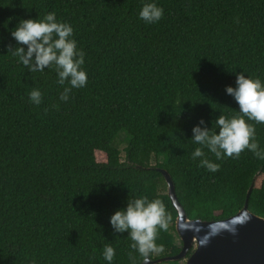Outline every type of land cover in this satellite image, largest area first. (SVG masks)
Wrapping results in <instances>:
<instances>
[{
  "label": "trees",
  "instance_id": "16d2710c",
  "mask_svg": "<svg viewBox=\"0 0 264 264\" xmlns=\"http://www.w3.org/2000/svg\"><path fill=\"white\" fill-rule=\"evenodd\" d=\"M141 3L0 0V264H106V243L112 264H130L129 253L141 264L127 233L108 223L139 196L160 199L170 217L157 231L163 250L149 259L176 256L177 213L158 170L190 220L234 216L251 186L247 209L264 219V159L244 150L217 161L203 149L219 164L209 172L190 140L199 119L215 130L219 115L237 114L224 92L237 73L264 84V0H155L163 15L154 24L138 18ZM50 11L85 53L87 83L66 102L53 69L29 72L9 51L20 20ZM34 88L38 106L28 101ZM248 123L264 151V124ZM122 132L123 159L114 145Z\"/></svg>",
  "mask_w": 264,
  "mask_h": 264
},
{
  "label": "clouds",
  "instance_id": "9594fccd",
  "mask_svg": "<svg viewBox=\"0 0 264 264\" xmlns=\"http://www.w3.org/2000/svg\"><path fill=\"white\" fill-rule=\"evenodd\" d=\"M163 9L155 0H142L137 16L146 24L158 22ZM16 46L9 51L17 62L29 72H43L51 68L55 71V83L61 86L58 100L66 102L73 89L83 88L87 83V73L82 67L85 53L77 48L73 39V27L68 22L57 19L50 11L42 19L20 20L10 31ZM224 92L236 104L237 114L230 117L219 115L214 123L215 130L205 127L199 119L191 127L190 140L198 145L191 153L198 159V167L209 172H216L219 164L205 158L203 149L213 154L217 161L223 158H238L244 150L252 152L259 159H264V151L259 150L255 139L256 124H264V84L259 78H252L239 72L235 75L234 86H225ZM28 101L40 105L42 93L38 88L31 89ZM55 107V105H53ZM169 214L160 199L149 200L145 196L127 199L125 206L116 209L108 218L113 232L127 233L131 241L129 248L139 256L142 264H148L151 253L163 250V245L156 244L158 230H167ZM114 248L106 243L101 256L106 264H112ZM130 264H137V258L129 253Z\"/></svg>",
  "mask_w": 264,
  "mask_h": 264
},
{
  "label": "water",
  "instance_id": "95a60500",
  "mask_svg": "<svg viewBox=\"0 0 264 264\" xmlns=\"http://www.w3.org/2000/svg\"><path fill=\"white\" fill-rule=\"evenodd\" d=\"M158 171L177 213L175 231L181 242V250L173 257L149 259L148 264L166 261H183L184 264H264V219L247 209L252 186L248 189L243 208L234 216L221 221L190 220L176 199L169 174L164 170Z\"/></svg>",
  "mask_w": 264,
  "mask_h": 264
},
{
  "label": "rangeland",
  "instance_id": "374dc122",
  "mask_svg": "<svg viewBox=\"0 0 264 264\" xmlns=\"http://www.w3.org/2000/svg\"><path fill=\"white\" fill-rule=\"evenodd\" d=\"M126 138H127L126 134L122 132V133H120L118 135V137H117V139H116V141L114 143L115 147L121 153V159H123V157H124V149H125V147L127 145V139ZM151 165L154 166L155 165V162L152 161L151 162ZM175 244L177 246H180L181 247V242H180V240H179V238L177 236L175 238Z\"/></svg>",
  "mask_w": 264,
  "mask_h": 264
}]
</instances>
